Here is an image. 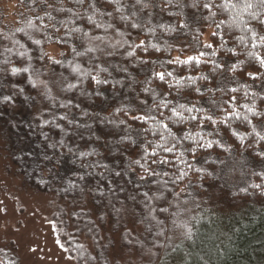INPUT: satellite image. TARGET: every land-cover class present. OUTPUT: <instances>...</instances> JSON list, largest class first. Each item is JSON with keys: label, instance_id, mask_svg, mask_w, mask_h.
<instances>
[{"label": "trees", "instance_id": "trees-1", "mask_svg": "<svg viewBox=\"0 0 264 264\" xmlns=\"http://www.w3.org/2000/svg\"><path fill=\"white\" fill-rule=\"evenodd\" d=\"M4 1L16 10L9 21L0 9V134L25 188L54 197L50 218L68 256L77 264L236 261L237 247L264 227L223 232L220 210H197L213 218L185 236L192 211L176 205L206 192L219 166L209 156L233 155L259 165L232 196L264 206V139L256 134L264 135V0ZM75 64L109 68L103 97L86 82L69 94L71 114L49 109L44 94H55ZM161 100L168 107H152ZM197 125L200 136L182 139L196 136ZM20 260L14 246L0 248V264Z\"/></svg>", "mask_w": 264, "mask_h": 264}, {"label": "rangeland", "instance_id": "rangeland-1", "mask_svg": "<svg viewBox=\"0 0 264 264\" xmlns=\"http://www.w3.org/2000/svg\"><path fill=\"white\" fill-rule=\"evenodd\" d=\"M0 9L8 15L9 21L15 18L16 8L13 3L1 0ZM42 11L51 12L52 6L43 7L40 13ZM52 54L55 58L61 57L59 52L52 51ZM4 147L5 142L0 134L1 250L14 246L20 255V264H77L62 247L56 225L50 218L51 210H57L54 197L26 189L23 180L14 173L11 158ZM209 158L217 160L219 166L214 172L213 181L206 186V192L199 194L197 198L187 197L183 205H176L177 210L192 211V219L183 222L186 227L182 234L192 237L202 221L213 218L211 213L207 214L210 218H200L197 210H220L219 215L224 220L222 226L225 227L222 228L223 232L229 229L238 233L244 228L249 231L253 225L263 228L264 223H256L264 216L260 213L264 206L252 199L239 200L232 196L234 189L245 186L248 171L255 170L259 164L249 158H236L233 155ZM260 168L264 174V163ZM237 251V260L231 264H264V233L255 234L251 241L237 247Z\"/></svg>", "mask_w": 264, "mask_h": 264}, {"label": "clouds", "instance_id": "clouds-1", "mask_svg": "<svg viewBox=\"0 0 264 264\" xmlns=\"http://www.w3.org/2000/svg\"><path fill=\"white\" fill-rule=\"evenodd\" d=\"M76 31H79V29H77ZM88 51H92L91 48L88 49ZM78 56L83 57L84 53H77ZM104 55L106 56H113L114 53L113 52H107ZM111 68H113L116 72L119 73H124L127 72V69L123 66V64H119V63H113L110 65ZM107 73V76H105L104 78H101V73ZM112 77V73L109 72V68L105 67L103 69H98L95 67H90L88 69H82L80 64H75L72 68L69 74L67 75H62L61 79L59 80V83L57 84V92L55 94H53L51 91L45 93L44 95L47 97V103L49 105V109L55 108V107H60V108H64L67 110L66 114H71L73 108L75 107V105L73 104V96H70L69 94L80 91L81 89L86 87V82L88 84H90L91 89L95 90V94L99 95L101 97H103V93H101L99 91L100 87L106 82V80ZM114 78V77H113ZM91 80H94L95 83H91ZM39 83V82H38ZM122 82L120 80H116V84L119 85ZM191 83H195V81H192ZM45 88H47V84L44 85ZM128 91H132L131 86H129ZM7 99V98H5ZM45 101H41V103H44ZM105 103H107V101L105 100ZM152 107L155 108H164V107H168V105L166 103H164L162 100L161 101H154ZM180 109H184V105L180 104L179 105ZM176 114H179L178 111L173 110ZM188 111H191V109H189ZM43 114V112L41 111V115ZM80 114L82 115H88L89 113L84 112V109L81 108L80 109ZM166 119H168L169 121H171L173 124H183V121L180 120H173L172 115H168L166 117ZM185 120L187 119V117L184 118ZM223 121V117L219 116L214 120H210L211 124L214 126H218V124L220 122ZM183 127H188L187 124H184ZM229 128H231V124L228 125ZM182 130V129H181ZM213 132H215V127L213 128ZM213 132H206L204 134L205 137L211 136L213 135ZM252 132H256V129H252ZM252 133H249V135L251 136ZM257 135L261 136V139H264V135H261V133H256ZM168 137L171 138V140H175L177 144L180 143L179 140L176 139V135H174L171 131L168 132ZM217 135H219V133H217ZM200 136V131H199V125L196 126V136H192L191 134L187 135V136H183L182 139L184 140H194L196 139V137ZM255 143V140L253 141ZM213 143H215V141L209 142L205 145H203L205 148H212ZM51 147L55 148L56 145L53 144L51 145ZM64 148H67L68 152L71 153L72 149L68 148V146L65 144L63 145ZM200 145L197 144V149H199ZM168 151H171L172 149H166ZM187 151L191 152L192 148L189 147L187 148ZM203 155V153L199 152L197 150L196 152V156L199 157ZM47 160L51 161L53 159L52 156H46L45 157ZM214 163V161H213ZM212 187H215V185H212Z\"/></svg>", "mask_w": 264, "mask_h": 264}, {"label": "snow or ice", "instance_id": "snow-or-ice-1", "mask_svg": "<svg viewBox=\"0 0 264 264\" xmlns=\"http://www.w3.org/2000/svg\"><path fill=\"white\" fill-rule=\"evenodd\" d=\"M262 63H264V61H262ZM13 71H18V69H13ZM160 78H161V79L164 78L163 74H160Z\"/></svg>", "mask_w": 264, "mask_h": 264}]
</instances>
